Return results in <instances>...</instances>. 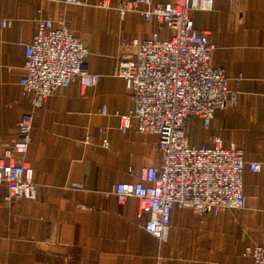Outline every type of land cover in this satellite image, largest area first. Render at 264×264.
Masks as SVG:
<instances>
[{"label":"crops","instance_id":"obj_1","mask_svg":"<svg viewBox=\"0 0 264 264\" xmlns=\"http://www.w3.org/2000/svg\"><path fill=\"white\" fill-rule=\"evenodd\" d=\"M117 1L0 0V19H10L0 25V148L17 136L29 109L32 93L19 79L37 19L64 23L84 40L89 70L99 75L87 87L71 81L33 110L21 158L32 167L37 195L8 200L0 182V264H253L245 249L264 245V0H212L210 9L189 10L194 27L214 43L212 63L223 67L238 93L233 105L214 111L208 127L190 113L187 141L211 144L217 135L261 167L242 172V206L213 214L173 205L162 237L144 228L149 215L140 213L138 197L120 202L109 189L139 180L160 159L156 133L137 129L135 118L119 129L116 112H127L134 101L114 68L133 38L153 31L166 38L170 29L140 9L121 16Z\"/></svg>","mask_w":264,"mask_h":264},{"label":"built area","instance_id":"obj_2","mask_svg":"<svg viewBox=\"0 0 264 264\" xmlns=\"http://www.w3.org/2000/svg\"><path fill=\"white\" fill-rule=\"evenodd\" d=\"M100 4L109 6L107 1ZM211 6L212 0H118L114 6L121 16L140 9L146 19L154 16L159 27L170 29L166 38L157 31L148 38H133L132 48L120 54L114 68L134 101L127 112H116L119 129L124 131L135 118L137 129L156 133L160 159L144 167L139 180L113 183L109 193L120 202L129 195L138 197L140 213L149 215L144 228L156 237L165 235L173 205L213 214L242 206V172L261 167L260 161L245 159L233 143L223 146L217 135L211 144L187 141L185 121L190 113L199 115L208 127L216 109L237 100L238 91L228 87L223 67L212 63L214 43L194 27L189 14L191 8ZM9 23V18L1 17V26ZM36 24L32 40L24 46V74L19 79L23 89L32 93L29 109L18 121L17 136L0 148V182L6 183L8 200L37 195L32 167L21 158L30 142L33 110L71 81L87 87L99 76L89 70L87 43L64 23L53 26L50 18H44ZM241 76L236 77L237 83ZM99 111L106 113L107 107ZM84 141L89 142L90 136L85 135ZM102 144L107 145L106 139ZM245 253L252 256L253 264H264V245L247 247Z\"/></svg>","mask_w":264,"mask_h":264}]
</instances>
